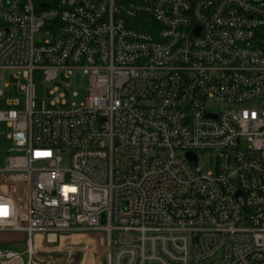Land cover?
Masks as SVG:
<instances>
[{"label": "built area", "instance_id": "obj_1", "mask_svg": "<svg viewBox=\"0 0 264 264\" xmlns=\"http://www.w3.org/2000/svg\"><path fill=\"white\" fill-rule=\"evenodd\" d=\"M35 71L86 78L79 106L34 108ZM7 72L0 264L95 233L107 264H264V0H0Z\"/></svg>", "mask_w": 264, "mask_h": 264}, {"label": "rangeland", "instance_id": "obj_2", "mask_svg": "<svg viewBox=\"0 0 264 264\" xmlns=\"http://www.w3.org/2000/svg\"><path fill=\"white\" fill-rule=\"evenodd\" d=\"M42 39H43L42 33H37L35 35V41L41 42ZM4 82H7L10 87L3 89L2 95L0 96V109H5L9 107L7 105V102L13 99H17L19 101V106L17 108L24 107L23 93L17 90V88L11 86V84L15 81L12 79L10 73L8 72L5 73ZM82 82L83 85L80 83V81L78 83L73 84L72 77L66 78L62 73H59L55 80L51 82H47L44 80L41 71H35L33 74V83L35 87L34 108L36 109L39 108L41 106L42 100L46 102V108L49 109L78 107L81 100H83V96L86 93V78H84ZM53 87H57L63 92L64 95L63 100L65 101L64 105L59 103L55 105L49 104V102L52 99L51 95L49 94V91ZM256 104L257 103L255 101H247L240 104V106L255 107ZM206 105L209 106L210 108L216 107V104L213 101H207ZM9 130L10 129L6 126L4 122L0 123V167L4 163L6 152L11 150V147H13L12 141L7 138V134ZM11 153H18V152L12 149ZM213 161H214L213 155H206L199 159L198 164L204 166L208 170H211L213 169ZM22 192L23 191L21 188L14 189V193L17 196L18 200H21L22 197L20 196ZM18 205L19 207H22L23 203L20 201ZM8 232H14V231L0 230V238L3 234H6ZM64 237H68V236L65 235ZM87 237L89 238L91 237L93 241L85 245V241L87 240V238L79 237L80 239L78 240H82L83 242L77 243L74 240L75 236L74 237L72 236L71 237L72 241H75L74 243L77 245L71 246L69 244L71 243V241L63 240L59 247L58 246L50 247L51 249L54 250L51 252L39 253L40 255H37L35 260L40 261L41 264H46L47 262H49V264H83V260L88 261L85 264H107L106 246L102 242L101 235L95 233L93 235L90 234ZM3 245H7L14 249L20 248V245H23L24 247L23 241H21L19 244L18 243L2 244L0 242V248H3L2 247ZM54 245H58V242ZM17 252H21V251H17ZM23 261H27L25 255H23Z\"/></svg>", "mask_w": 264, "mask_h": 264}, {"label": "crops", "instance_id": "obj_3", "mask_svg": "<svg viewBox=\"0 0 264 264\" xmlns=\"http://www.w3.org/2000/svg\"><path fill=\"white\" fill-rule=\"evenodd\" d=\"M21 241H25V233L23 232H20V231H14V232H8L6 234H3L0 238V242L2 244H15V243H20ZM7 245H3L2 247L6 248V249H11V250H14V251H23L24 247L23 245H20V248L18 249H14L12 247H9Z\"/></svg>", "mask_w": 264, "mask_h": 264}, {"label": "bare ground", "instance_id": "obj_4", "mask_svg": "<svg viewBox=\"0 0 264 264\" xmlns=\"http://www.w3.org/2000/svg\"><path fill=\"white\" fill-rule=\"evenodd\" d=\"M74 237L75 236V238H74V240L77 242V243H80V242H83L82 240H78V239H80L79 237H85V238H87V240L85 241V245L86 244H89V243H91L93 240H92V238L90 237H87V235H85V236H83V235H71V236H68V237H62L61 238V242L63 241V240H68V241H71V243H69L71 246L72 245H74L75 243V241H72V238L71 237ZM77 237V238H76ZM68 238V239H67ZM38 259V258H37ZM91 261V260H90ZM88 261H86V260H83V264H85V263H87Z\"/></svg>", "mask_w": 264, "mask_h": 264}, {"label": "water", "instance_id": "obj_5", "mask_svg": "<svg viewBox=\"0 0 264 264\" xmlns=\"http://www.w3.org/2000/svg\"><path fill=\"white\" fill-rule=\"evenodd\" d=\"M186 155L191 160L192 164L194 165L195 164V156L193 154H191V153H187ZM237 198L239 199V201L242 200L240 192L237 193Z\"/></svg>", "mask_w": 264, "mask_h": 264}]
</instances>
